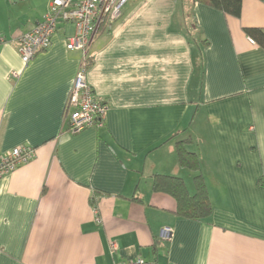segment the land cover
Instances as JSON below:
<instances>
[{"label": "crops", "instance_id": "1", "mask_svg": "<svg viewBox=\"0 0 264 264\" xmlns=\"http://www.w3.org/2000/svg\"><path fill=\"white\" fill-rule=\"evenodd\" d=\"M48 4L0 0V164L35 152L0 177V264H264V50L244 32L264 28V0H242L240 18L194 0L129 2L86 54L68 50L76 25L61 23L25 64L19 36ZM87 60L108 111L71 134L66 104ZM187 138L212 204L204 221L154 189L173 176L195 194L176 147Z\"/></svg>", "mask_w": 264, "mask_h": 264}, {"label": "built area", "instance_id": "2", "mask_svg": "<svg viewBox=\"0 0 264 264\" xmlns=\"http://www.w3.org/2000/svg\"><path fill=\"white\" fill-rule=\"evenodd\" d=\"M138 0H49L42 21L32 29L22 33L18 39L19 53L25 64L51 46L53 35L61 23L76 25V33L67 41L68 50H80L85 54L103 18L116 21L122 9L129 2ZM86 63L78 72L66 104L67 131L79 134L92 127L105 123L108 105L94 95L86 77ZM33 149L20 147L14 149L0 164V177L15 170L20 164L32 160ZM171 235L172 229H166ZM122 264H149L142 258Z\"/></svg>", "mask_w": 264, "mask_h": 264}, {"label": "trees", "instance_id": "3", "mask_svg": "<svg viewBox=\"0 0 264 264\" xmlns=\"http://www.w3.org/2000/svg\"><path fill=\"white\" fill-rule=\"evenodd\" d=\"M223 12L228 16L240 18L242 13V0H194ZM110 22L103 18L99 29L103 30ZM245 34L264 50V28H244ZM89 60L86 61V68L89 67ZM192 143L191 138L176 143L178 160L182 168L195 174L194 181L196 192L191 195L185 181L180 177L157 175L154 180L155 191L166 193L172 196L177 203L176 214L180 218L204 221L212 214V204L209 193L200 173L199 156L190 152L187 146Z\"/></svg>", "mask_w": 264, "mask_h": 264}]
</instances>
